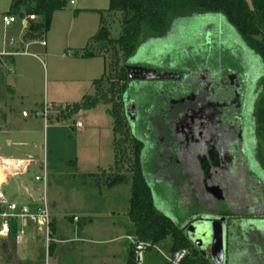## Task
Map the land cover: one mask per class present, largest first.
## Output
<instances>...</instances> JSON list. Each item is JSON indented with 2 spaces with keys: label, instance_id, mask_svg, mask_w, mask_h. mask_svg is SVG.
<instances>
[{
  "label": "rangeland",
  "instance_id": "rangeland-1",
  "mask_svg": "<svg viewBox=\"0 0 264 264\" xmlns=\"http://www.w3.org/2000/svg\"><path fill=\"white\" fill-rule=\"evenodd\" d=\"M10 1L0 0V37L7 38L12 36V39L8 42L9 46L14 42V49L18 52L31 53L45 61L40 53L42 50L41 42L29 41L25 43L23 41L26 29L20 22L12 25L11 28L3 27L1 20L8 11ZM83 1L87 2V0ZM89 2L91 7L104 12L109 8L110 4V0H89ZM78 3L79 1L72 0L65 9L53 14L50 29L45 34L46 39L49 37V41L55 43L64 42L65 45L66 41L73 42V37H76L81 31L80 21H77L76 25L72 23L70 25L69 20L71 21L75 17V7ZM87 16L93 17L95 23L92 32H87V28L83 29L80 36L84 38L90 34H96L101 22V15L98 12L88 13ZM113 28L116 35L119 30L117 24ZM167 30V33L152 36L145 29L143 40H141L136 51L129 58L128 63L177 72L176 74L171 73L178 77L173 79V84L167 86V88L171 89L168 98L171 97L174 101L179 95L185 98L189 97L193 92H216V96L220 98L221 102L225 97L228 103L233 93L240 90L239 86L236 87L237 84H233L232 78L246 76L249 86L254 87L253 82H257L261 72H263L264 65L261 57L247 46L237 31L228 24L223 15L198 14L195 17L184 19V21H177L176 24L173 22ZM65 45L64 47H66ZM36 59L18 58V69L15 67V72L8 70V73L5 74L17 79V104L22 103L30 114L28 120L19 124V128L25 131L23 139L27 141V147L23 149L30 150L36 157H45V166L50 182L49 190L45 194L49 202L54 199L59 202L56 205L55 213L60 225L65 228L64 233L72 235L74 229L78 227L77 223H70L71 220H74L72 216H79L84 219L86 210L89 212L91 209L88 206L85 210L82 208V204L74 202L76 194L78 195L79 192L81 194V191L87 197H97L96 200L100 202L106 200L109 203L107 199L109 196L111 199L115 198L116 201L119 197L122 203L119 209L115 211L122 215L126 213L125 216L127 218L130 198L129 185L109 188L105 184L106 176H103L102 172L107 171L108 167L114 163L112 139H108V125L112 124L108 107L100 105L94 109L81 110L62 122H57L50 118L45 119L43 117L44 106L47 105L49 107L50 115L55 118L56 111H63L67 106L79 103L81 98H75L72 92H61L57 88L56 78H52L51 73L49 75L48 69L45 68L46 66L39 63ZM202 70H206L207 79L201 78L205 75H201ZM157 83L154 84L152 81L150 83L145 81L130 82L124 92L123 101L133 134L141 144L143 173L154 201V208L160 215L183 227L188 220L194 218L193 215L195 213L203 210V204L199 203V199L194 195L195 191L191 190L192 188L188 192V175L181 174V167L178 168L173 164L169 167V170L158 172L160 164L158 150L162 145L160 138L162 139L165 135L163 134L164 130L172 128L173 122L171 123L169 118L174 113L171 114V110L164 109L163 112L168 113L166 114L159 112L155 108L154 105L164 101V98L160 97L161 92L158 91V87H155L160 85ZM83 92H86V95H92L95 92L94 85L89 87V89L83 88ZM1 93L3 92H0V96ZM253 93H255V90ZM263 93L264 82L261 85V92L259 91L258 93L257 105ZM132 105H136L134 120H132L133 117L130 110ZM249 110L245 112L250 125L254 120L253 118L251 120ZM77 123L85 127L83 135H81L82 133H75L74 128ZM253 128L254 124L252 123L250 129L253 131ZM101 133L102 139L100 140ZM2 138L3 135L0 134V150L6 151L8 149L4 145V139ZM258 138L261 160L259 159V150L255 148L257 158L253 157L252 161H249L251 169L254 170L251 176L254 189H251L250 192L248 191L247 196H245L248 186L244 187V194L238 197L237 204L243 208L255 206L258 209V216H264V211L260 213V210H264V144L260 136ZM161 147L164 149V145ZM18 148L16 146L10 147L12 150ZM163 154L164 158L168 156L166 150H164ZM83 169L89 170L96 175L88 182L87 188L81 191L79 189L78 192L76 187L79 188L80 186L76 184V181L80 180L77 179L76 175ZM251 169L250 171H252ZM37 176L43 177L39 165L33 169L28 178L32 180L34 186L40 188L43 192V182H34ZM0 180H3V178H0ZM249 186L251 187V184ZM105 196H107L106 199H104ZM98 211L107 214L104 209ZM96 222L98 223L96 228H89L86 225L82 233L89 234L92 233V230H103L106 227V220L100 219ZM83 223L86 224L85 222ZM234 230V235L236 233L237 239L241 243L244 242L245 246L239 253L240 255H238L237 263L264 264V247L262 248V244L264 245V220L255 221L254 218L242 220L235 225ZM234 235L232 236V243L233 239L234 242L236 240ZM249 243L251 244L249 245ZM171 244V238H168L158 245L157 248L165 252L167 247L170 252ZM256 244L260 247L259 251L255 250ZM4 247L0 239V264H10L12 262L16 264L19 262L16 255L24 257L27 254L26 243L18 246L13 245V247L12 244H9L7 246L9 253L3 251L5 250ZM8 254L9 256H7ZM171 256L170 252L167 257L171 258ZM70 260L72 261L69 258L67 260L64 259L60 264H74ZM46 262L51 264L52 261L45 254L44 264ZM167 263L169 262L167 261Z\"/></svg>",
  "mask_w": 264,
  "mask_h": 264
},
{
  "label": "trees",
  "instance_id": "trees-1",
  "mask_svg": "<svg viewBox=\"0 0 264 264\" xmlns=\"http://www.w3.org/2000/svg\"><path fill=\"white\" fill-rule=\"evenodd\" d=\"M71 1L12 0L8 16L27 20L24 40L39 41L49 31L53 14L65 9ZM99 13L101 22L98 32L83 49L72 53L82 59L102 58L104 73L93 84L95 93L60 111L58 121L71 118L81 110L94 109L100 105L108 107L113 123L114 163L102 172L106 176L107 187H130L127 218L133 226V237L137 242H147L152 246H158L171 238L172 255L184 250L188 252L181 264H211L193 247L182 227L160 215L154 208L143 173L141 144L133 134L123 101L124 92L131 82L126 67L143 40L145 29L152 36L160 35L168 31L167 28L173 22L176 24L198 14L223 15L247 46L261 57L264 65V0H110L108 10ZM30 16H35L36 20L30 21ZM116 24L119 30L115 35L113 26ZM262 77L260 90L264 82V67ZM261 97L256 107V122L258 136L264 144V93ZM54 234L52 223V238ZM54 246L51 242L48 257L53 255ZM135 258V247L129 244L126 264H137ZM44 259L43 249L39 261L34 264H44Z\"/></svg>",
  "mask_w": 264,
  "mask_h": 264
},
{
  "label": "crops",
  "instance_id": "crops-1",
  "mask_svg": "<svg viewBox=\"0 0 264 264\" xmlns=\"http://www.w3.org/2000/svg\"><path fill=\"white\" fill-rule=\"evenodd\" d=\"M78 1L79 3L75 7L76 8L75 17L72 18L73 20L71 21L69 20V23L70 25L71 23L76 25L77 21H80V30H81L80 33L76 37L72 36L73 42L66 41V45L64 42H56V43L51 42L49 41V37L46 39L45 36L41 40H39V42H41L40 45L42 47L40 53L46 62L43 61V59L36 57V55L34 54L27 52H23V53L18 52L16 49H14V44H15L14 42H12V44H10L9 46L8 42L10 39H12V36H9L7 38L0 37V92H3L1 93L0 96V134L3 135L2 138L4 139L3 143L8 149L6 151H4L3 149L0 150V160L24 162V166H22V168L19 169L21 170V172L11 174L5 170H0V178H3V180H0V183L2 185V189L5 196L10 201L21 206H28L32 210L36 209L42 203L43 198L46 199L48 206L50 208L52 222L55 227V234L53 238L54 240L58 241L54 243L55 246H54L53 255L49 257V260L51 258L52 261L51 264H60L62 260L64 259L67 260V258L72 259V261L71 260L70 261L73 262L74 264H126L128 248L130 244L127 237L133 236L134 234L133 227L126 218L125 216L126 213L122 215V214H118L119 213L118 211H115L119 209L120 204L122 203L119 197L117 198L116 201L115 198L111 199V197L109 196L107 198L109 200L108 203V201L106 200L100 202L99 200H96L97 197H93V196L87 197L85 194L82 193L81 190L87 188L88 182L91 181L92 179L90 175H95V173H92L89 170L83 169L79 171L76 175L78 177L77 179L80 180V181H76V184L80 186L79 188L78 187L76 188L78 192L80 189L81 194L80 192L78 195L76 194V198H74V202L76 203L79 202L78 204H82V208L85 210L86 207L88 206H90L89 208L91 209L89 210V212H87L86 210V215L84 219H82L79 216H72L73 219L77 218L78 220L77 221L71 220L70 223H77L78 227L74 229V233L72 235L64 233L65 228L64 226L60 225V221L57 218V214L55 213V210L57 208L56 205L59 202L55 199L49 202L48 197L45 194L46 191L48 192L50 186V182L48 180V172L45 166V157L44 156L42 158L38 156L36 157L32 154L30 150L23 149L27 147V141L23 139L25 135V131L22 128L21 129L19 128V124H21L25 120H28L30 118V114L22 103L17 104V100H16L18 98V95L16 94L17 79L15 77H10L9 75L5 74L8 73V70L9 71L12 70L15 72V67L16 69H18V65H17L18 58H22V59L37 58L36 60L39 63L46 66L45 68L48 69L49 75L51 73V77L56 78L57 88H59L61 92H72L74 97L81 98V101L85 96H91V95H86V92H83V88L89 89V87L93 86L95 81L101 79L104 73V60L102 58L82 59L75 57L72 52L75 50L83 49L87 45L89 39L95 35V34L93 35L90 34L85 38L83 36H80L83 29L87 28V32H92L94 28L95 19L93 17L92 18L88 17L87 14L94 12L99 13L100 11L98 9H95L94 7H91L89 5L91 4L89 0H87V2H84L83 0H78ZM10 4L8 7V11L10 8ZM8 11L5 13L6 15L4 16H8ZM17 22H20V24L25 29L27 28V24L25 25L24 23L25 21H21L19 18H17V21L12 25L16 24ZM11 26L9 27L3 26V27L11 28ZM23 41L25 43L29 42V41H25L24 37H23ZM42 43H45V46H43ZM64 45L66 47H64ZM178 97H181V95H179ZM170 100H172L171 97H169L167 102H170ZM59 112L60 111L55 112V118L49 115L48 119L50 118L51 120L54 119L57 122H62V121H58L59 119L57 118ZM111 128L113 129V123L111 125H108V136H109L108 139L110 140L112 139L113 142ZM74 131L75 133H82L81 135H83V133H85V127L82 126L81 129H77L75 126ZM101 139H102V133L100 134V140ZM112 142L111 144H113ZM13 146L19 148L15 150L10 149V147ZM37 165L41 167L43 177L46 176V183H44V181H36V178H39L38 176L35 177L34 182L35 183L43 182L42 187L44 193L40 188L34 186L32 184V180L28 178L31 172L33 171V169ZM112 166L110 165L108 168H111ZM188 192H190L189 187H188ZM106 197L107 196H105L104 199H106ZM113 208L114 210L112 211ZM101 209H104L107 214L98 211ZM107 210H111V211H107ZM201 212L202 210L195 213L193 215L194 218L188 220V222L184 226L188 225L189 221L193 222L199 220L198 217L201 216H197V215H199ZM101 214L104 215L101 216ZM204 217H206L205 219H207V216ZM228 218L230 219V217ZM100 219L107 221L105 223L106 227H104L103 230L96 229V231L92 230V233L89 234L85 232L82 233L86 225H88L89 228H93V227L96 228L98 224L96 221ZM242 220H249V218L236 217L230 222L231 229L229 233L227 232L228 229H226L224 264H239V262L237 263V258L238 255H240L239 253L242 251V249L245 248V246L243 244L244 242L241 243L240 240L237 239L238 238L237 234L235 233L234 235L233 232L235 231L234 230L235 225H237ZM83 222H85L86 224H84ZM227 222L228 219L226 220V226H227ZM198 224L202 225V223H198ZM196 233L198 235V238L200 239L201 234L200 233L198 234L197 231ZM233 235L235 236L236 240L234 242L233 239V243H232ZM1 241L5 246L4 247L5 250L3 251H5L6 253L9 251V249L7 248L9 244H12V247L13 245L18 246L21 245L22 243L27 244V249H26L27 254L24 257H21L20 255L18 257L16 255L19 261L16 264H27V263L34 264L36 263V261H38L40 255L42 254V250L44 249L45 251L43 237L39 234V232L35 231L32 225H28L26 230V237L21 244H16L11 239L1 240ZM210 243L211 242H208L210 247V259L208 260V262L214 264L211 257ZM250 244L251 243H249V245ZM263 247L264 245L262 244V248ZM255 250L257 251L260 250V247L257 244ZM169 254L170 252L167 247L165 252H163L162 250L160 251L159 249L147 250L145 252L144 264H169L167 263V258H168L167 256ZM7 256H9V254ZM10 264H15V263L12 262ZM48 264H50V262Z\"/></svg>",
  "mask_w": 264,
  "mask_h": 264
},
{
  "label": "flooded vegetation",
  "instance_id": "flooded-vegetation-1",
  "mask_svg": "<svg viewBox=\"0 0 264 264\" xmlns=\"http://www.w3.org/2000/svg\"><path fill=\"white\" fill-rule=\"evenodd\" d=\"M128 65L143 67L133 63ZM143 68L172 74L177 73L149 66H144ZM133 74L134 72H132ZM201 75H204L201 78H208L206 70H202ZM175 77L178 76L173 75L166 81L152 82L154 84L160 82L157 83L160 85L155 87H158V91L161 92L160 97L164 98V102L154 105L155 108L159 112L169 109L172 111L171 114L174 113L169 118L171 123L173 122L172 128L164 130L163 134L165 135L162 139L160 138L164 149L161 145L158 150L160 157L158 172L169 170V167L173 164L178 168L181 167V174L188 175L189 186L187 185V187L195 191L199 203L203 204V210L197 216H207V219H199L182 227L185 236L188 228L196 223H202V225L206 223L210 227H214L212 226V223H214L213 219L217 218V212L219 211L221 213L234 214L232 218H227L228 233L231 229L230 222L236 217L254 218L255 221H263L264 216H258L257 207L243 208L237 204L238 197L244 194V187L248 186L245 196H247L248 191L250 192L251 189H254L251 179L254 170L251 169L249 161H252L253 157L257 158L255 148L256 150L260 149L256 107L258 93L259 91L261 92L259 85L261 80H263L262 72L260 74L261 78L259 77L257 82H253L254 87L249 86L246 76L232 78L233 84H237L236 87L239 86L240 90L233 93L228 103L225 97L221 102L220 98L216 96V92H193L189 97L183 98L181 96L175 101L172 99L167 102L169 92H171V89L167 88V86L173 84ZM131 82L136 83L139 81L131 80ZM254 90L255 93L252 94ZM131 108L132 120H134L136 105H132ZM248 109H250L249 116L251 120L252 118L254 120L250 124H254L253 131L250 129L248 123L250 121H248V116L245 112ZM163 113L168 114L167 112ZM164 150L168 153L166 158H164ZM241 178L242 180H240ZM250 184L251 187L249 186ZM260 211L262 213L264 210ZM190 238L200 245V248L193 247L208 261L210 259L208 241L206 239L199 240L195 230L190 233ZM190 243L192 244L191 241Z\"/></svg>",
  "mask_w": 264,
  "mask_h": 264
},
{
  "label": "built area",
  "instance_id": "built-area-1",
  "mask_svg": "<svg viewBox=\"0 0 264 264\" xmlns=\"http://www.w3.org/2000/svg\"><path fill=\"white\" fill-rule=\"evenodd\" d=\"M78 1V0H74ZM30 21H35V16L29 17ZM5 27L11 26L17 21L14 16H4L2 18ZM22 21V20H21ZM27 22V20H23ZM45 46V43H42ZM50 115V109L46 105L43 110V117L47 119ZM77 129H81L80 123L76 124ZM36 181H44L46 183V176L43 178H36ZM74 218V221H77ZM52 218L50 208L45 198L42 203L34 210L28 206H21L10 201L4 194L2 185L0 183V239L1 240H13L16 244H21L26 237V230L28 225H32L35 231L43 237L45 245V254L48 257V249L51 242L56 243L58 241L51 237ZM130 244L135 247L136 263L144 264L145 252L150 249H157V246H152L147 242H137L133 236L127 237ZM186 250L177 252L167 258L170 264H181L182 260L187 256ZM48 264V262H46Z\"/></svg>",
  "mask_w": 264,
  "mask_h": 264
},
{
  "label": "water",
  "instance_id": "water-1",
  "mask_svg": "<svg viewBox=\"0 0 264 264\" xmlns=\"http://www.w3.org/2000/svg\"><path fill=\"white\" fill-rule=\"evenodd\" d=\"M25 25L27 22H24ZM130 80L137 81H157V80H166L173 75L171 73L162 72L158 70H151L143 67L130 66L126 67ZM132 72L134 74L132 75ZM22 166H24V162L17 161H2L0 160V170H5L11 174L21 172ZM234 214L229 213H221L217 212V218H214V223H212L214 227H210V225L204 223L201 225L198 223L191 225L186 232L187 238L192 242L194 247L200 248L196 242L192 241L190 238V233L194 230L198 234H201V238L199 240L206 239L208 242H211V257L214 264H224L225 263V243H226V220L228 217H232ZM206 217H198L200 220H204ZM189 223H192L189 221ZM195 228V229H194Z\"/></svg>",
  "mask_w": 264,
  "mask_h": 264
}]
</instances>
